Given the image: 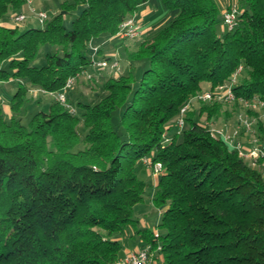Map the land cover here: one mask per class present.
<instances>
[{"label":"trees","instance_id":"trees-1","mask_svg":"<svg viewBox=\"0 0 264 264\" xmlns=\"http://www.w3.org/2000/svg\"><path fill=\"white\" fill-rule=\"evenodd\" d=\"M149 1H65L64 11L82 8L70 30L61 13L38 28L0 25V82L25 81L10 101L11 115L0 109V264L120 260L116 237L136 228L135 205L151 187L138 174L140 167L150 173L145 158L163 169L153 196L163 208L159 229L137 231L143 246L161 245L155 261L264 264V172L205 126L223 106L197 103L185 116L188 128L166 137L168 123L203 84L214 89L241 65L237 94L264 90V0L236 1L238 26L222 32L225 5L216 0H160L171 19L126 50L131 64L142 63L138 81L131 70L109 78L97 103H79L80 117L57 100L28 124L20 116L32 86L61 92L95 63L86 56L90 43L116 36ZM25 4L0 0V21ZM47 44L59 49L37 66Z\"/></svg>","mask_w":264,"mask_h":264},{"label":"rangeland","instance_id":"rangeland-1","mask_svg":"<svg viewBox=\"0 0 264 264\" xmlns=\"http://www.w3.org/2000/svg\"><path fill=\"white\" fill-rule=\"evenodd\" d=\"M65 1L71 0H32L30 9L34 8L37 12L43 11L48 13L49 19L54 17L56 14H63L64 25L68 30H70L73 21L78 17L82 8L77 7L76 9L71 11H64L63 3ZM234 1L236 2L238 0H216L220 7H223L224 5L226 7ZM149 5L157 6L159 5V0H150ZM19 13H24L28 17L24 23L18 25L21 30H25L29 27L38 28L43 26L38 22L36 15L32 14L30 10H28L27 4H25L20 10L9 12V14L3 19V21H0V25L1 22H3L15 27L16 24L13 20V16ZM221 18L222 17L220 15L219 20H221ZM226 29V26L222 22L217 26L218 32H222L223 30L225 31ZM140 38L141 36L136 38L135 40L123 41L124 43L122 45V43L118 39L104 35L96 38L90 43L86 51V56L87 58L94 59L95 63L90 65V68L86 71L89 74H92L93 79H88L87 74L81 75L80 78L75 82V84L66 91L68 105L75 110L77 116L80 117L85 111V108L82 105H79V103L92 106L97 103L100 98H102L105 93L104 84L107 82L111 75H126L131 70L133 78L137 81L139 80L142 73V63L136 62L131 64V62L128 60L126 49H136L142 43L139 42L137 47H135L136 42L140 41ZM96 48H101L102 52L100 54L94 53L93 49ZM58 49L59 47H54L49 44L45 45L41 49L39 58L37 59L35 64L40 67L46 65V56L48 54H54ZM103 56L111 57L112 60L115 61L119 59V62H117V68L112 69L110 67L112 63H109V66L107 68H101L100 66H98L97 62L100 61ZM24 82L25 81H23L22 79H10L9 81L0 82V109L4 114H8L5 107L8 106L7 104L10 98H12L17 91L20 83ZM209 87V84H203L202 92L207 91ZM55 100V95L46 92L40 87L32 86L30 88V92L27 95V98L25 99L20 116L23 118L24 122L28 124L36 113L41 111L49 112L50 106L54 103ZM195 105H197V103H195ZM177 121L178 118H175L168 123V127H172V129L166 135L168 139H171L175 134L188 128V125L185 124L183 129H179ZM200 121L203 123L206 121V119L202 118L200 119ZM80 131L82 134L85 133V129L83 127H81ZM138 174L139 177L147 184H150L151 187L148 188L143 201L135 205L133 215L134 218L138 221L136 224V228L144 229L147 227L148 229L154 231V229L156 228L159 229L158 226L162 220L163 208H158L153 203V196L155 193V186L153 185V174L146 172L143 167H140L138 169ZM132 230H134V227H129L127 231L131 232ZM157 232H159V230ZM139 240L141 241L142 239Z\"/></svg>","mask_w":264,"mask_h":264},{"label":"built area","instance_id":"built-area-1","mask_svg":"<svg viewBox=\"0 0 264 264\" xmlns=\"http://www.w3.org/2000/svg\"><path fill=\"white\" fill-rule=\"evenodd\" d=\"M25 3L28 10L36 15L38 22L44 25L49 19L48 13L43 11L37 12L34 8L30 9L32 0H25ZM239 15L240 11L237 2L234 1L225 7L222 18L224 25L229 31L234 30L238 26ZM27 18L24 13L13 16L16 26L24 23ZM141 34V25L135 17H132L120 25L116 37L122 41H127L135 40ZM93 51L94 53H98L99 49L96 48ZM97 64L101 68H107L109 61L102 60L98 61ZM117 66L118 64L115 61L112 62L110 67L113 69L117 68ZM243 70V66H239L228 82L218 85L214 89L204 91L185 103L180 109L177 124L179 129H183L185 116L193 109L195 103L221 104L223 106L222 115L215 122H206L205 126L215 139L223 140L240 157L264 172V90L249 96L238 95L235 91V86ZM86 74L87 78L90 79L91 75L88 72L84 71L82 73V75ZM80 76L69 78L61 92L57 94L51 93L55 95L57 101L64 104L72 113L75 110L68 105L66 91L75 84ZM168 141H165V143ZM143 163L154 177H159L162 174L161 164H153L149 158H145ZM155 237H159L157 231L155 232ZM161 250L162 247L159 243L156 245V248L151 244H147L141 249L116 261L114 264H153Z\"/></svg>","mask_w":264,"mask_h":264},{"label":"crops","instance_id":"crops-1","mask_svg":"<svg viewBox=\"0 0 264 264\" xmlns=\"http://www.w3.org/2000/svg\"><path fill=\"white\" fill-rule=\"evenodd\" d=\"M149 2L146 3L145 5H143L135 15V18H136L137 22L141 25V29H142L140 41L136 42L135 47H137L139 42H144L146 40L151 39L154 36V34L156 33V31L161 26L166 24L172 17V15L163 7L160 0H159V5H157V6L156 5L151 6V5H149ZM1 21H3V20H1ZM1 25L6 26V27H14V26H11L9 24H5L3 22H1ZM112 38L118 39L123 45L124 42L122 40H120L119 38H117V37H112ZM136 49H132V50L126 49V50L135 51ZM100 50H102V49L100 48ZM117 61L119 62V59ZM117 75L118 74L111 75L109 78L117 77ZM11 99L12 98H10V100L7 104L8 106L5 107L7 109L6 110L8 113L7 115H11V108H10ZM158 178L159 177H154V179H153V185L154 186L156 185ZM144 229H148V228L146 227ZM127 230L124 233H122L121 235L116 237V239L119 240L123 246V249L121 252V259L126 257L128 254H130L134 251H137L138 249H141L145 243L144 240H141V241L139 240V239H142L141 236L137 233V231L139 229L134 228V230H132L131 232L127 231ZM149 230H151V229H149ZM153 264H163V261H162V259H159V260L155 261Z\"/></svg>","mask_w":264,"mask_h":264}]
</instances>
